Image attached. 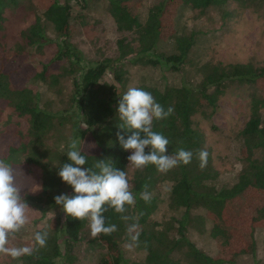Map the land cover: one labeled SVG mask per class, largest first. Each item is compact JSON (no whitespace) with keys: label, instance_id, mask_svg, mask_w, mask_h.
<instances>
[{"label":"trees","instance_id":"16d2710c","mask_svg":"<svg viewBox=\"0 0 264 264\" xmlns=\"http://www.w3.org/2000/svg\"><path fill=\"white\" fill-rule=\"evenodd\" d=\"M36 1L38 5L32 21L18 32L9 47L5 42L0 43V104L27 122L23 131L14 134L3 132L4 137L11 135L12 139L7 143L0 141V159L12 167L39 169V191L35 194L25 193L22 198L27 205L43 209V215L57 206L56 196L74 195L72 187L58 175L64 163H72L67 158V152L73 139L79 142L86 140L84 147H78L87 161L82 168L98 172L96 162L104 161L114 168L127 171V157L131 152L122 148L117 137L118 132L125 139L132 134L117 127L121 123L117 108L119 88L123 85L122 63L153 66L163 72L179 71L187 62L196 34L176 28L175 19L179 8L189 6L203 12L208 8H219L229 0H159L147 8L143 20L139 18L132 0H103L116 29L128 31L133 37L130 40L124 37L116 39V55L96 61L84 60L80 51L68 41L70 4L58 0ZM16 2L0 0V29L4 12L16 6ZM166 27L169 28V50L162 52L158 50V43ZM48 28L53 37L47 32ZM51 46L54 47L53 55L41 63L39 71L30 75L29 82L55 87L60 78L70 77L68 105L56 112L41 104L37 89L13 82L12 73L2 65L24 54L29 56L34 52L40 55L44 48ZM59 62L65 65H55ZM17 63L19 66L20 62ZM17 65L11 70H19ZM53 68H59V71ZM199 71L200 78L195 82L181 80L178 84H165L162 87H138L150 92L165 111L169 107L174 109L166 119L153 120V130L169 140L167 154L175 155L179 148L193 153L191 163H181L167 172L157 171L154 165L143 169L133 167L131 170L130 190L136 199L134 205L126 206L128 211L125 215L138 217L139 244L134 249L144 253V264H234L236 256L254 254L253 232L256 228L264 227V94L256 93L249 100V115L237 134L240 141L239 157L243 164L230 185L215 187L212 183L218 173L210 163L202 135L191 121V116L202 107L215 106L225 82L234 81L264 88V65L204 62L199 66ZM105 74L110 75V81L102 79ZM67 118H71L72 122L71 137L62 147L52 151L48 145V140L52 138L50 132L64 125ZM84 122L87 128L81 127ZM201 150L207 153L203 167L199 159ZM161 183L166 185V206L178 213L162 223H156L152 214L164 199L158 197L155 187ZM145 186L151 193L148 203L140 197ZM249 200L260 201L261 204L253 209V215L247 221L249 234L245 247H239L231 254L210 256L187 236L189 228H205L216 242L224 239V227L221 225L223 216L237 201ZM105 207V224H115L117 231L95 238L104 248L96 264H139L128 259L121 247L123 243L129 242L127 225L135 221H124L121 214ZM196 209L201 210L202 214H196ZM86 223L87 219H73L63 211L62 216L47 219L30 235L24 247L33 248L31 255L13 259L2 254L0 264H70L74 244ZM38 232L48 234L44 247L35 242L34 237ZM20 236L19 232L16 233L8 246L13 247V242L18 241ZM252 264H264V259L254 258Z\"/></svg>","mask_w":264,"mask_h":264},{"label":"rangeland","instance_id":"374dc122","mask_svg":"<svg viewBox=\"0 0 264 264\" xmlns=\"http://www.w3.org/2000/svg\"><path fill=\"white\" fill-rule=\"evenodd\" d=\"M67 1L70 4V32L68 41L81 53L84 60L96 61L103 58H111L116 55V39L124 37L130 40L133 35L128 31H118L113 20L106 11L103 0H58ZM159 0H132L139 18L143 20L146 10ZM38 5L36 0H17L16 6L10 7L4 12V21L0 29V43L6 46L12 43L18 32L24 29L33 19ZM175 26L182 32L194 31L195 42L191 47L187 62L179 71H161L153 66L132 65L122 63L123 82L120 86V97L129 87L140 85H155L162 87L165 84H178L195 82L200 78L199 66L204 62L232 63L250 62L255 66L264 65V0L226 1L219 8H208L203 12L189 6L180 7L175 19ZM49 33V28L47 30ZM169 28L162 31L158 50L167 52L169 42L167 34ZM51 37L52 34L49 33ZM54 53V47L44 48L42 54L32 52L29 56L24 54L7 63L3 68L12 73V81L21 85L28 84L33 90L40 93L41 104L51 111L66 108L69 92L71 90L70 77L60 78L55 87H46L40 83H30V75L39 71L41 63L46 62ZM20 62L19 66L17 65ZM15 65L19 70H11ZM57 66L65 63H57ZM56 72L59 68H53ZM15 79V80H14ZM105 81H110V75L102 76ZM264 94V88L239 84L237 82H225L223 91L218 94L214 107L204 106L191 116L192 126L202 135V142L208 150L210 163L218 175L212 183L215 187L230 185L242 167L239 157L240 141L237 136L249 115V100L252 95ZM27 127L24 118L17 117L10 108H4L0 104V141L9 142L11 135L5 136L3 132L12 133L23 131ZM71 118L65 119L64 125L53 129L48 140L52 151L62 147L63 143L71 137ZM85 141V142H84ZM78 142V147L85 146L86 140ZM65 146H63L64 149ZM129 165L126 173L130 183L131 170ZM15 182L20 188V195L25 193L35 194L39 191V169L24 166H14ZM155 193L164 199L166 193L165 183L155 187ZM69 192V191H68ZM260 201H237L223 216L221 225L224 227V239H212L205 228H189L188 237L204 253L210 256L231 254L239 247H245L248 239L249 226L247 221L253 215V209L260 205ZM27 210L28 223L19 232L18 241L13 242L14 247H24L39 226L44 225L47 219L62 216V206L45 211L29 206ZM196 214L202 211L196 209ZM178 213L166 206L165 199L159 202L152 218L156 223H162L172 215ZM90 221L87 219L85 227L79 233V238L74 244L72 262L70 264H96L98 256L104 252V248L90 235ZM207 227V226H206ZM255 240L254 254H240L234 258V264H252V259H264V227L256 228L253 232ZM126 243L121 245L124 255L131 261L143 263L142 251L128 250ZM2 256V254H0ZM0 256V257H1ZM65 264V263H64Z\"/></svg>","mask_w":264,"mask_h":264},{"label":"clouds","instance_id":"9594fccd","mask_svg":"<svg viewBox=\"0 0 264 264\" xmlns=\"http://www.w3.org/2000/svg\"><path fill=\"white\" fill-rule=\"evenodd\" d=\"M173 111L171 107L165 111L150 92L138 87H129L120 97L117 113L121 123L117 127L132 134L125 139L118 132L117 137L122 148L131 152L127 157L130 166L143 169L148 165H154L157 171L167 172L181 163L185 165L191 163L193 157L191 151L179 148L175 155L167 154L169 140L153 130L154 119H166ZM81 127L87 128V123H82ZM78 142L77 139L70 142L67 158L72 163H64L58 172L62 181L72 187L74 195H58L54 198L55 203L62 206L67 217L77 220L88 219L93 239L100 234L111 235L117 231L115 224L107 226L105 224L104 212L107 210L105 206L121 214L122 220L135 221L128 224L126 230L129 242L125 247L132 250L139 244L140 233L138 217L125 215L128 211L126 206L134 205L136 199L130 190L128 174L104 161L96 162L95 168L99 169L98 172L82 168L87 161L78 148ZM146 148L149 151L146 152ZM206 156L207 153L201 150L199 153L201 167L204 166ZM15 180L12 165L0 159V254L19 259L24 255H31L33 248L8 246L15 234L28 223L29 207L21 197L20 188L17 187ZM140 197L146 203L150 202L151 193L147 191V186L140 193ZM47 237L46 232H38L34 239L37 245L44 247Z\"/></svg>","mask_w":264,"mask_h":264},{"label":"built area","instance_id":"2783aa9c","mask_svg":"<svg viewBox=\"0 0 264 264\" xmlns=\"http://www.w3.org/2000/svg\"><path fill=\"white\" fill-rule=\"evenodd\" d=\"M74 192V191H73Z\"/></svg>","mask_w":264,"mask_h":264}]
</instances>
